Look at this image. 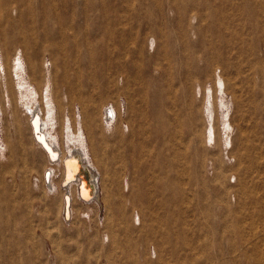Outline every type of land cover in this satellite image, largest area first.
Instances as JSON below:
<instances>
[{
    "label": "rangeland",
    "instance_id": "1",
    "mask_svg": "<svg viewBox=\"0 0 264 264\" xmlns=\"http://www.w3.org/2000/svg\"><path fill=\"white\" fill-rule=\"evenodd\" d=\"M110 1L115 6L119 5L121 11V5L130 2L135 11L152 13L155 26L168 36H156L157 42L152 44L155 34L143 28L145 54L141 57L152 66L151 74L145 75L151 96L166 83V77L156 72L155 66L164 63L168 50L176 63L174 96L178 98L180 115L172 123L179 134L177 142L184 146L186 155L182 160L185 168L180 170L183 172L181 188H176L183 190L184 197L173 200L170 206L175 207L177 202L192 206V212L186 213L187 222L200 221L205 242L212 251L216 250L220 235L232 232L237 214L255 209L251 218L254 227L249 236L259 243L264 264V12H257L252 17L234 16L237 47L222 44L223 53H219L206 48L207 43H219V40L205 32L208 22L198 15L197 10L194 13L190 10L182 21L174 0H162L161 9L151 0ZM188 1L178 0L180 9ZM241 1L234 0L233 3L239 5ZM75 2L78 10L93 5L94 10L90 13L95 14L102 0ZM7 10L4 0H0V20H5L8 14L18 18L17 12ZM14 35L22 39L19 30L8 28L4 32L0 26V49L3 47L11 59L17 53L22 55L27 67L32 64L38 67L33 85H45L47 76H50L57 106L55 119L47 123V130L52 132L63 153L77 144L74 138L78 129L77 118L83 117L88 139L86 145L89 148V142L92 163H96L95 171L102 190L106 189L107 200L102 198L99 202L90 203L78 200L74 203L72 217L66 219L65 212L62 213L61 195L65 191L70 192L71 184L70 187L60 184L63 180L62 162H49L44 150L37 148L28 124L30 112L26 106L20 105L21 110L26 108L23 112L19 110L25 119L17 131L12 110L8 109L0 115V264H161L167 254H161L159 249L157 254V245L152 243L158 244V240L150 238V241L141 242V236L153 221L149 212L144 215L142 224H135L132 205L126 206L124 213L120 214L117 204L113 203L125 202L132 193L141 192L143 187L141 170L129 163V170L120 172L117 179L116 169L121 164L110 160L115 150L124 149L122 143L129 144L137 138L141 108L137 85L129 83V75L122 72L116 75V83L108 93L96 96L98 99L103 96L104 103L119 100L120 108L116 102L114 106L117 114L120 110L123 116L120 133L112 131L111 122L106 126L107 132L103 133L93 114L87 116L80 104L72 106L68 103L58 52L54 56L47 51L37 57L32 44L26 47L25 42L19 41L8 45L6 39L9 41ZM237 48L250 54L238 52ZM189 57L192 58L191 77L187 78L182 63H186ZM218 76L225 80L224 87ZM209 87L214 91L210 97L207 95ZM107 95L109 99L106 100ZM39 97L38 94L34 102L43 108ZM112 104H108L104 111L111 109ZM228 122L233 127L229 133L232 143L227 142ZM209 125L214 126L215 138L210 137ZM45 171L53 175L50 181L46 180ZM149 171L157 174L152 168ZM172 174L176 175V172ZM127 179L131 184L130 191L123 190ZM245 187L254 189L257 199L252 198L253 202L245 198L243 201L246 203H241ZM158 199L160 196L154 197V200ZM138 206L139 203L137 209ZM223 239L227 244L228 237L223 236ZM126 248L132 254L129 259L125 257Z\"/></svg>",
    "mask_w": 264,
    "mask_h": 264
},
{
    "label": "bare ground",
    "instance_id": "2",
    "mask_svg": "<svg viewBox=\"0 0 264 264\" xmlns=\"http://www.w3.org/2000/svg\"><path fill=\"white\" fill-rule=\"evenodd\" d=\"M151 1H154L161 9L162 0ZM233 1L189 0L187 4H184L183 9H180L178 0H174V3L175 7L179 9L182 21L185 20L190 10H194L193 13L197 10L198 15L206 20V23L208 22L205 32L219 40V43L212 41L207 43L206 48L223 53L220 46L222 44L225 47H237L238 35L233 30L234 16L252 17L257 12L259 14L264 12V0L253 3L242 0L239 5L234 4ZM35 3L38 5H34ZM4 7L17 12L18 18L8 14L5 20H0L2 31L6 32L8 28H11L22 33V39L14 35V37H10L9 41L6 39V43L14 45L20 41L25 42L26 47H30L32 44L37 57L47 51H51L54 56L55 52H58L64 70L63 84L67 88L68 103L72 106L80 104L87 116L90 113L93 114L103 133L107 132L106 126L110 122L111 126L110 124L109 126L112 131L120 133L123 116L120 110L117 114L114 106L116 103L120 104L119 100L115 101L116 103L114 100L104 103L103 96L100 99L96 96L100 93H108L116 83V75L122 72L129 75V83L137 85L136 91L140 94L141 103L137 138L129 144L122 143L124 149L115 150L110 160L121 164L120 168L116 169L117 179L124 171L129 170V163L133 168L137 167L141 170L144 174L143 187L141 192L132 193L130 198L125 199V202L119 200V202L113 203L117 204L120 214L124 213L126 206L132 205L135 224H142L144 215L149 212L153 221L146 230L147 232L141 236L143 237L141 242L150 241V238L158 240V244L152 243V245H157L155 246L157 254L158 249L161 254L165 252L167 254L161 264H262L260 245L256 240H253V236H249L254 227L251 218L256 212L255 209L248 213L237 214L232 232L220 235L216 250L212 251L205 242L200 221L195 219L192 224L187 222L186 213L192 212V206L189 204L184 206V202H177L175 207L170 206L173 200L178 201L179 198L183 199L184 197L182 196L183 190L179 189L183 181V172L180 170L185 168L182 160L185 158L186 151L184 146L177 142L179 134L176 126L172 123L173 120H177L180 110L178 109V98L174 96L176 63L169 50L164 57V63L155 66L156 72L166 77L164 86L151 96L148 90V81L145 78L146 74H151L152 66L141 57L145 54L143 28H147L155 34L151 39L152 44L157 42L156 36L168 37L164 31L155 26L152 13L135 11L130 2L121 5L123 8L121 11L120 6L113 5L110 0H102L100 6L97 7L99 11L95 14L90 13L94 10L93 5H88L84 10H78L75 0H4ZM182 34L186 35L185 32ZM238 52L247 53L248 51L238 49ZM248 53L250 54V52ZM24 59L22 55L18 56V53L11 59L3 47L0 49V115L11 109L17 131L25 119V116H21L20 111L23 112L26 108L29 110L28 124L33 140L37 148L44 150L49 162H57L56 164L59 161L62 162L63 180L65 176L64 161L75 153L81 154L83 160L96 172V167H94L96 163H92L89 142V148L86 145L88 139L85 135L83 117L77 118V135H74L77 144L68 152L61 151L56 139L51 134L52 132L47 130L49 128H47V123L55 119L54 109L57 106L51 89V78L47 76V88L46 84L43 86L41 84L33 85L38 67L34 64L27 67ZM56 59L57 57L54 62ZM190 59L192 60L189 57L186 63H182L187 78L191 77ZM218 78L224 87L225 80L219 76ZM213 92L210 88L207 95L210 97ZM38 94L43 108L39 103H36L37 101L34 102ZM105 99H109V96L107 95ZM110 103H113L111 109L109 107L104 111ZM20 105L26 106V108L21 110ZM118 107L120 108V105ZM211 118L213 117L211 116ZM210 123L208 122V124ZM226 127L227 142L232 143V136L229 133L233 127L229 122ZM210 128V137L215 138L214 126ZM50 129L52 131V128ZM151 168L157 174L150 173ZM146 172L148 173L147 177L145 176ZM172 172H176V175H173ZM95 174L97 180L95 188L86 182L82 186L85 198L89 199L93 196L95 198L84 200L79 192L80 181L73 182L71 187L69 185L70 192L65 191L61 195L62 213L65 209V196L68 193L71 201L70 217L74 212V203L78 200L84 203L99 202L102 198L107 200L106 189L102 190L99 176L97 172ZM177 187L179 189H176ZM130 189L131 184L127 179V183L124 182L123 190L130 191ZM244 190V193L241 194V203H246L243 201L245 198H249L253 202L254 189L245 187ZM158 196L160 199L154 200V197ZM255 198L257 199V197ZM138 203L140 206L137 209ZM114 204H110V206ZM253 206H256V203ZM245 220L247 222L244 224ZM223 236L228 237L227 244L224 242ZM127 243L130 244V240L127 239ZM125 252V257L129 259L132 256L131 251L126 248ZM136 261H140V259H136Z\"/></svg>",
    "mask_w": 264,
    "mask_h": 264
},
{
    "label": "water",
    "instance_id": "3",
    "mask_svg": "<svg viewBox=\"0 0 264 264\" xmlns=\"http://www.w3.org/2000/svg\"><path fill=\"white\" fill-rule=\"evenodd\" d=\"M47 151L49 152L48 148ZM64 164H65V176L62 182L63 186L68 187L71 183L79 180L80 196L87 201L95 198L93 196L87 199L83 196L82 193V186L85 182L88 183L91 187L95 188L97 186V180L94 170H92V168H90V166L83 160L81 154L75 153L72 157L66 158ZM50 177H51V172L50 171L46 172V180L49 181ZM70 207H71V201H70V195L68 193L65 196L64 212L66 219H70Z\"/></svg>",
    "mask_w": 264,
    "mask_h": 264
}]
</instances>
